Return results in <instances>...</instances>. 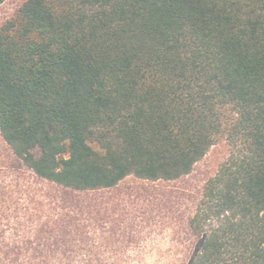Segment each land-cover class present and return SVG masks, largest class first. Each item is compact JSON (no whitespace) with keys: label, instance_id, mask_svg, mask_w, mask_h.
I'll return each instance as SVG.
<instances>
[{"label":"trees","instance_id":"trees-1","mask_svg":"<svg viewBox=\"0 0 264 264\" xmlns=\"http://www.w3.org/2000/svg\"><path fill=\"white\" fill-rule=\"evenodd\" d=\"M0 140V264L109 262L57 193L174 181L222 140L186 264H264V0H25L0 28Z\"/></svg>","mask_w":264,"mask_h":264},{"label":"rangeland","instance_id":"rangeland-1","mask_svg":"<svg viewBox=\"0 0 264 264\" xmlns=\"http://www.w3.org/2000/svg\"><path fill=\"white\" fill-rule=\"evenodd\" d=\"M24 1L6 0L0 5V28ZM3 147L0 140L4 153ZM229 154L230 147L222 140L180 179L153 182L128 176L112 189L57 195L70 206L90 207L91 241L97 244L92 256L111 260L104 264H186L196 241L190 218L205 183Z\"/></svg>","mask_w":264,"mask_h":264}]
</instances>
